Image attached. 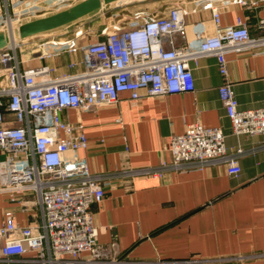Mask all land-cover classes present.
<instances>
[{"label": "built area", "instance_id": "1", "mask_svg": "<svg viewBox=\"0 0 264 264\" xmlns=\"http://www.w3.org/2000/svg\"><path fill=\"white\" fill-rule=\"evenodd\" d=\"M78 0H0V28L28 16L41 15ZM173 2L164 12L134 11L123 22H111L96 30L73 26L71 36L48 37L10 43L0 50V193L22 209V198L35 197L41 225L19 226L11 211L0 226V263L23 264H147L118 258L97 241L92 207L104 198L110 175L91 173L78 152L88 146L84 125L71 121L68 113H95L117 104L128 95L132 104L143 97H163L194 91L193 69L202 58H214L223 80L218 97L236 136L264 135V106L241 110L228 80L226 55L264 53V19L255 25L256 35L237 17L223 25L221 15L236 6L256 11L264 0H190ZM205 12L208 19L191 25L187 17ZM213 28L208 33L206 23ZM72 28V27H71ZM32 41V40H31ZM256 52V53H255ZM80 56L82 70L52 76L47 61ZM78 63L70 62L68 69ZM170 159L154 167L125 168L117 173L124 181L162 179L167 173L202 170L220 165L226 174L240 173L243 150L227 151L219 127L198 122L172 135L166 147ZM39 229V230H38ZM31 253L32 257L23 259ZM263 258L264 253L220 258H190L156 264H208Z\"/></svg>", "mask_w": 264, "mask_h": 264}, {"label": "crops", "instance_id": "2", "mask_svg": "<svg viewBox=\"0 0 264 264\" xmlns=\"http://www.w3.org/2000/svg\"><path fill=\"white\" fill-rule=\"evenodd\" d=\"M176 1L184 2L191 9L190 0H148L137 6L125 4L119 9L129 14L134 11L162 13ZM237 17L247 24L251 35H256L255 25L264 19V6L256 11L233 6L222 13L221 23L234 24ZM206 19L205 12L187 17L189 39L192 23ZM86 22L84 26L94 27L93 20ZM206 27L208 33L213 32L209 22ZM72 32L73 27L52 37L71 36ZM36 43L30 40L29 46L32 48ZM226 59L228 80L238 108L249 110L264 106V53H229ZM70 62L78 65L68 69ZM79 62V55H66L47 61L33 60L28 65L47 64L55 68L54 77L80 72ZM193 76L195 87L190 93L143 97L134 104L123 94L117 104L101 107L95 113H68L69 120L83 123L88 138L87 148L78 155L86 160L91 173L110 175L104 198L91 211L98 243L118 258L156 264L264 253V135L231 133L218 97L217 89L223 80L214 58L200 59ZM6 84L7 80L1 76L0 85ZM195 122L221 128L227 151L243 150L238 158L240 173L236 177L228 176L220 165L167 173L162 179L124 181L117 176L128 167H154L161 161L168 162L166 147L170 137L183 133L187 125ZM22 200L27 209L0 193V226L6 211L13 213L21 227L41 225L34 195L28 194ZM23 256L29 259L32 254ZM208 264H264V257Z\"/></svg>", "mask_w": 264, "mask_h": 264}, {"label": "water", "instance_id": "3", "mask_svg": "<svg viewBox=\"0 0 264 264\" xmlns=\"http://www.w3.org/2000/svg\"><path fill=\"white\" fill-rule=\"evenodd\" d=\"M147 0H78L72 5L41 15L28 16L0 28V50L10 43H24L67 30L95 16L117 9L125 4Z\"/></svg>", "mask_w": 264, "mask_h": 264}, {"label": "rangeland", "instance_id": "4", "mask_svg": "<svg viewBox=\"0 0 264 264\" xmlns=\"http://www.w3.org/2000/svg\"><path fill=\"white\" fill-rule=\"evenodd\" d=\"M144 2H146V1H144ZM144 2L132 3V4H133V6H137V5H139L141 3H144ZM119 8L114 9V10L109 11V12H106V13H101V14L95 16L94 18L90 19V21L93 20V26H94V27H92V29L94 30L93 31V34H92L93 35V39H95V34H96L95 31L98 30V29H100L102 27V25L103 26L109 25L112 21L113 22H123V19H127L128 18L129 12H126V11L121 10ZM87 21H89V20H87ZM82 23H83V25H86L88 22L85 21V22H81L79 24H82ZM79 24H77V25H79ZM62 32H59V33H56V34H53V35H50V36H55L57 34H61ZM50 36L42 37V38H36L34 40H37V39H45V38H48Z\"/></svg>", "mask_w": 264, "mask_h": 264}]
</instances>
